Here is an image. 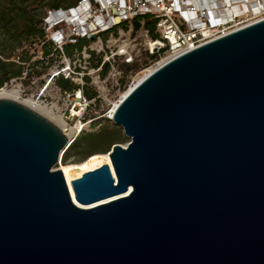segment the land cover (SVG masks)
Masks as SVG:
<instances>
[{
    "label": "water",
    "instance_id": "water-1",
    "mask_svg": "<svg viewBox=\"0 0 264 264\" xmlns=\"http://www.w3.org/2000/svg\"><path fill=\"white\" fill-rule=\"evenodd\" d=\"M113 117L130 142L74 198L65 132L0 99V264H264V20L164 64Z\"/></svg>",
    "mask_w": 264,
    "mask_h": 264
},
{
    "label": "built area",
    "instance_id": "built-area-1",
    "mask_svg": "<svg viewBox=\"0 0 264 264\" xmlns=\"http://www.w3.org/2000/svg\"><path fill=\"white\" fill-rule=\"evenodd\" d=\"M79 3L69 10L49 12L44 18L43 26L54 51L49 57L56 55L59 60L55 61L53 73L37 99L63 116L65 133L74 127L79 132L76 138L82 133L98 132L103 127L101 119L112 120L115 102L135 85L143 72L264 20V0H81ZM146 16L157 22L155 36L145 28ZM137 18H142L139 30L135 29ZM135 32L138 35L133 37ZM79 40H89L90 44L72 57L67 56L65 46ZM59 78L78 87L71 91L58 87L57 102H46L42 97ZM85 89L94 96L88 97ZM97 110L100 115L91 117ZM75 139L70 140L67 149Z\"/></svg>",
    "mask_w": 264,
    "mask_h": 264
},
{
    "label": "trees",
    "instance_id": "trees-1",
    "mask_svg": "<svg viewBox=\"0 0 264 264\" xmlns=\"http://www.w3.org/2000/svg\"><path fill=\"white\" fill-rule=\"evenodd\" d=\"M15 1V0H11ZM81 0H55L53 3L48 5L49 11H59V10H69L80 4ZM16 4V3H13ZM16 13V14H15ZM5 18L3 21H7L5 26L6 30L10 34L9 40V51L5 50L0 51V90L5 86L12 83V80L19 79L24 77V74L28 72L27 64L30 63V57L20 56L19 51H24L25 44H28L31 40L33 43L37 41L45 40L46 31L44 29L42 20L36 21L34 17L29 16L25 10H20L19 12H8L3 11ZM142 18L135 19V29H140V20ZM145 20V28L150 30L151 33L155 36L156 23L149 16L143 18ZM23 24V29L19 30L18 24ZM38 24H42L41 28H38ZM108 35V34H107ZM48 43V42H47ZM50 44V43H49ZM44 45V57L50 56L53 51V47L50 44ZM89 40H79L76 44H67L65 46V54L69 57H72L76 51H81L85 45H89ZM3 45V44H1ZM42 61H37L32 64V68H35L38 65H42ZM59 86L65 91H71L76 89L78 86L70 80H65L64 78L57 79ZM85 94L92 98L94 94H91L87 89H85ZM124 134L120 129L108 130L106 128H101L97 133H83L69 146L63 155V163L67 164H79V163H68V156L70 152L74 150L82 149L88 155L82 161H86L90 157L94 156L95 153L109 154L113 146L119 143H126L129 140L123 138ZM97 155V154H96ZM82 162H80L82 164Z\"/></svg>",
    "mask_w": 264,
    "mask_h": 264
},
{
    "label": "rangeland",
    "instance_id": "rangeland-1",
    "mask_svg": "<svg viewBox=\"0 0 264 264\" xmlns=\"http://www.w3.org/2000/svg\"><path fill=\"white\" fill-rule=\"evenodd\" d=\"M55 0H0V51L5 50L6 52L9 51V45H10V34L6 30L5 26L7 25V21H3L5 18L3 11L8 12H19L20 10H25L29 16H32L35 18L36 21L42 20L44 17L48 15L49 7L48 5L50 3H53ZM16 3V4H13ZM16 14V13H15ZM42 24H38V28H41ZM19 30L23 29V24H18ZM136 32L133 34V37H136ZM45 40L37 41L33 43V40H31L28 44H25L24 51H19L20 56L24 57H30V63L27 64V75L19 79L12 80V83H10L8 86L9 89L18 87L21 90V97L22 99H29L30 97L35 96L36 99H38L39 95L41 94V89L44 84H46V81L49 80L50 75L53 73L52 67L55 63V61H58V57L55 55L54 57H44V45L49 44V39L47 37V34L45 36ZM127 37H124L123 39H126ZM48 42V43H47ZM3 44V45H1ZM50 47V44H49ZM42 65H38L35 68H32V64L37 61H42ZM144 74V73H143ZM142 74V75H143ZM141 75V76H142ZM139 81V79H138ZM59 86V82L56 80L54 81V84H51V87L46 91L44 96L42 97L43 100H47L46 102L49 103H56L58 100V92L57 88ZM91 117L99 116L100 111L97 110L96 112H93L90 114ZM101 122L103 123V128H106L108 130L112 129H120L122 131V134H124V131L121 127H118L115 125L112 120L109 119H101ZM100 131V130H99ZM97 133V132H93ZM83 134V133H82ZM80 136V135H79ZM78 136V137H79ZM123 138L129 140L128 137H126V134L122 135ZM77 137V138H78ZM129 142L126 143H119L123 146L128 145ZM95 154H102V153H95ZM87 153L80 150H74L70 152L68 158V163H80L82 162L86 157ZM63 163V160L62 162ZM61 163L55 167V169L61 168Z\"/></svg>",
    "mask_w": 264,
    "mask_h": 264
},
{
    "label": "bare ground",
    "instance_id": "bare-ground-1",
    "mask_svg": "<svg viewBox=\"0 0 264 264\" xmlns=\"http://www.w3.org/2000/svg\"><path fill=\"white\" fill-rule=\"evenodd\" d=\"M171 60H166L162 63H160L158 66L149 69L148 71L143 72L136 80V83L134 86H131V88L126 91L119 102H115V106L110 114V116L112 117V119L114 118V113L117 109V107L119 106V104L122 102V100L124 98H126L128 96V94L135 88L137 87L138 84H140L143 80H145L148 76H150L154 71H156L158 68H160L161 66H163L164 64L170 62ZM139 79V81H138ZM0 99H9V100H14V101H19V103L35 110L36 112H38L41 115H44V117H46L47 119H49L51 122H53L57 127H59L63 132L66 131V122L63 118V116L57 114L54 111V108H51L49 106L44 105L43 103H41L40 101H38L35 97H30L29 99H22L21 97V90L18 87H14L9 89L8 87H4L0 90ZM79 128V127H78ZM79 132H77V130L72 127L70 129H68L67 133H65V135L69 138V140L71 139H75L76 136L78 135ZM63 160V156H61V160L60 163ZM61 168L60 170H62L65 174L67 183L69 185V188L71 190V193L73 195L74 198L75 194H74V189H73V185L72 182L78 178H81L83 176V174L96 170L98 168H100L101 166L105 165V164H109L112 166L111 163V159H110V155L109 154H95L94 156L90 157L89 159H87L86 161L79 163V164H67L65 165L64 163H61ZM114 166H112V170L114 172ZM128 195L127 194H121V195H117L115 197H112L110 199L107 200H103L100 202H96L92 205H80L82 208H86V209H91L109 202L124 198Z\"/></svg>",
    "mask_w": 264,
    "mask_h": 264
}]
</instances>
